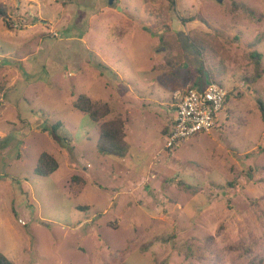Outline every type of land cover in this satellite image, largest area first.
Returning a JSON list of instances; mask_svg holds the SVG:
<instances>
[{"label": "rangeland", "instance_id": "rangeland-1", "mask_svg": "<svg viewBox=\"0 0 264 264\" xmlns=\"http://www.w3.org/2000/svg\"><path fill=\"white\" fill-rule=\"evenodd\" d=\"M173 1L0 0L15 24L0 19V253L14 264H264V73L248 82L252 53L264 72V0ZM210 77L229 93L219 120L168 150L174 92ZM80 96L129 119L123 155L99 153ZM43 153L50 176L35 173Z\"/></svg>", "mask_w": 264, "mask_h": 264}, {"label": "trees", "instance_id": "trees-1", "mask_svg": "<svg viewBox=\"0 0 264 264\" xmlns=\"http://www.w3.org/2000/svg\"><path fill=\"white\" fill-rule=\"evenodd\" d=\"M172 6L175 5L174 1L171 0ZM0 19H2L7 28L9 30L15 29V24L9 18V9L8 7L0 3ZM251 56L253 58H257L255 63V74L251 79H249L250 85L256 83L259 79L262 78L263 72V57L258 53H252ZM211 82L217 83L216 80L210 77ZM221 85L224 89H226L222 84ZM193 87L198 89H203L206 86L192 84ZM251 88V86H249ZM227 90V89H226ZM228 91V90H227ZM229 99V93L226 98L225 107ZM258 106L262 114V119L264 121V102L258 100ZM75 109L87 114L90 119L99 125V139L97 142L98 151L100 154L104 156H115L119 157L123 155L127 149L126 143V125L129 122L128 118L118 117L110 121H106V118L111 114V107L108 103H96L92 101L90 98L85 96H80L74 103ZM223 111V110H222ZM219 115V114H218ZM217 120H219V116H217ZM103 121V122H102ZM215 123V124H216ZM174 123L172 127H170L166 137L170 136L173 131ZM59 168V163L55 159L54 156L43 153L41 154L37 167L35 169V173L39 176H50L54 174ZM78 178L73 177L72 183L78 181ZM84 209V208H80ZM0 264H14L10 261L5 255L0 253Z\"/></svg>", "mask_w": 264, "mask_h": 264}, {"label": "built area", "instance_id": "built-area-1", "mask_svg": "<svg viewBox=\"0 0 264 264\" xmlns=\"http://www.w3.org/2000/svg\"><path fill=\"white\" fill-rule=\"evenodd\" d=\"M228 91L215 82L203 89L188 85L174 94L177 103L173 131L166 148L174 149L181 141L199 133H209L215 126L218 114L225 108Z\"/></svg>", "mask_w": 264, "mask_h": 264}, {"label": "crops", "instance_id": "crops-1", "mask_svg": "<svg viewBox=\"0 0 264 264\" xmlns=\"http://www.w3.org/2000/svg\"><path fill=\"white\" fill-rule=\"evenodd\" d=\"M176 92H178V91H176ZM176 92H174V94H175ZM170 109H172V110L174 111V109H175L174 104H171V105H170ZM174 113L176 114V111H174ZM175 116H176V115H175ZM175 116H174V118H173V122H172V124L174 123Z\"/></svg>", "mask_w": 264, "mask_h": 264}, {"label": "water", "instance_id": "water-1", "mask_svg": "<svg viewBox=\"0 0 264 264\" xmlns=\"http://www.w3.org/2000/svg\"><path fill=\"white\" fill-rule=\"evenodd\" d=\"M114 3V0H110V4L112 5Z\"/></svg>", "mask_w": 264, "mask_h": 264}]
</instances>
